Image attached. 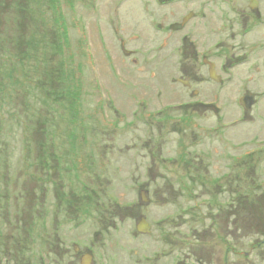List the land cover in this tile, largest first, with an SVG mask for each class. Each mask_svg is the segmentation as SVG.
Wrapping results in <instances>:
<instances>
[{
	"label": "rangeland",
	"instance_id": "374dc122",
	"mask_svg": "<svg viewBox=\"0 0 264 264\" xmlns=\"http://www.w3.org/2000/svg\"><path fill=\"white\" fill-rule=\"evenodd\" d=\"M211 10L209 0H0V42L22 33L32 44L29 60L0 62V264H36L38 237H124L141 253L264 264V59L215 85L200 60L212 62L210 38L196 37L200 59L185 60L175 30L189 13V26L211 24ZM43 63L54 79L72 71L74 90L60 85L78 97L54 80L42 93ZM185 68L202 81L181 86ZM241 89L256 94L249 111Z\"/></svg>",
	"mask_w": 264,
	"mask_h": 264
},
{
	"label": "flooded vegetation",
	"instance_id": "af4514ba",
	"mask_svg": "<svg viewBox=\"0 0 264 264\" xmlns=\"http://www.w3.org/2000/svg\"><path fill=\"white\" fill-rule=\"evenodd\" d=\"M213 15L211 24H208V18L196 19L194 26H189L190 22L195 19L193 13H189L183 19L182 26L175 32L182 33L181 52L185 60H199L198 51L200 48L195 47L193 41L195 38L207 37L211 39L210 45L207 43V50L210 51V58H201V64L206 65L209 70V79L213 85L220 83L223 79V73H227L229 83L238 75L239 68L250 64L251 62L258 67L264 59V0H209ZM206 7V6H205ZM210 14V13H208ZM258 27L262 30L259 42L247 40L249 34ZM172 29V28H171ZM206 29L205 33L203 30ZM186 30V31H185ZM203 32V33H202ZM191 33L192 37L188 41L186 36ZM227 35L228 53L226 66L217 64V59L221 56V50L225 52L226 45L220 42V36ZM206 42V41H202ZM196 43V42H195ZM198 49V50H197ZM258 54V55H257ZM208 57V56H206ZM217 73V69L221 70ZM190 70V71H189ZM210 70L214 72V79L210 76ZM185 79H177V82L185 87L190 88V83L201 82V76L193 68H185ZM217 81H216V80ZM242 90V89H241ZM242 97L245 94H253L248 89L242 90ZM197 93L196 90L193 91ZM215 96V88L212 93ZM241 97V98H242ZM240 98V99H241ZM117 212H124L128 208L116 206ZM141 229H149L146 224ZM138 230V229H137ZM134 239L136 237H129ZM165 244L171 240V237H164ZM162 247V246H160ZM49 252H45L48 251ZM36 264H204L201 257H197L190 251L179 250L170 251L164 249H153L149 252L141 253L138 250L126 249L124 237H53L52 244H44V239L37 238ZM48 253H51L49 256ZM191 258V259H188Z\"/></svg>",
	"mask_w": 264,
	"mask_h": 264
},
{
	"label": "trees",
	"instance_id": "16d2710c",
	"mask_svg": "<svg viewBox=\"0 0 264 264\" xmlns=\"http://www.w3.org/2000/svg\"><path fill=\"white\" fill-rule=\"evenodd\" d=\"M43 1H45V0H43ZM17 6L20 9V11H22L23 13H25V11L28 10L25 7H23L21 4H18ZM46 10H48V9H46ZM43 13H44V11H43ZM58 19H60V16H58L55 19L56 23H58ZM18 22L20 23V20ZM12 37L13 38H11V39H7L6 42L4 41L3 44H2V42H0V44H1L0 45V50H1L0 51V62H1V66H7L11 62V66L14 68L15 67L14 65H16V63H15L16 61H17V63H20V62H22V59H26L29 56H30V58H32V55H28L27 54L28 53L27 52L28 49L32 48V44L27 43V40L25 39L26 35H23L22 33H17V36L12 35ZM45 42H46V40H43L42 47H43V50L44 51H47L48 46H47V43H45ZM58 49H59L60 52H62V54H61L62 55L61 61H59V64H61V63H63L62 58L64 57V54H63V52H64V46H63L62 43H60L58 45ZM14 52L15 53L19 52V53L15 54ZM25 54H26V56H25ZM12 55H15V56H12ZM28 60H29V58H28ZM48 61H49V59L46 60V63L47 64L49 63ZM62 66H64V64L61 65V67ZM42 67H43V70H41V71L43 72V74L45 76V79H46V81L48 83L47 84V87L45 85H42L41 86V89H42L41 92L42 93H44V91H45L47 95L48 94L50 95L51 92L54 91V88H53V84L52 83L55 81L60 86V87L59 86L58 87L55 86V88H56L55 91H57L58 88H59L58 91H60V90L62 91L63 90V93L65 95L69 96V99L78 97L77 95H75V91H70V92L68 91L69 93L66 94L67 88L64 87L65 89H63V87H61V85H60V83H62L63 85H65L68 82V84H70V85H68L67 87H70V88H72L74 90V87H75L74 83H75V80H77V79L75 78V75L74 74H71L72 71H71V73L68 71L67 74H65V72L63 71L64 68L63 69L61 68L62 69L61 70V74H62V72H63V74L62 75L59 74L58 75L59 77L54 79L53 76L55 75V70H54V72L52 71V74H53V76H52V74L48 73L49 71H47V68L46 69L44 68L45 67L44 63L42 65ZM59 73H60V71H59ZM3 76H5L7 78H12V72H9V71H6L5 70L3 72ZM50 86H52V88ZM29 88L30 87L28 86V89ZM27 92H28V94L30 93L29 90ZM39 100L42 101V99L40 98V96H39ZM76 107H75V109L72 108V110H71V112L73 113L72 115L74 117L73 118L74 120H75V118L78 117L77 116L78 115V111H77L78 107L77 108Z\"/></svg>",
	"mask_w": 264,
	"mask_h": 264
},
{
	"label": "water",
	"instance_id": "95a60500",
	"mask_svg": "<svg viewBox=\"0 0 264 264\" xmlns=\"http://www.w3.org/2000/svg\"><path fill=\"white\" fill-rule=\"evenodd\" d=\"M210 76L212 79H214V72L213 70H210ZM216 80V79H215ZM217 81V80H216ZM240 105L243 107V109L245 111H249L252 109V107L255 105L256 101L254 99L253 94L247 93L245 94V96H243L240 100H239ZM138 231L145 233L146 230L141 229L140 227H138Z\"/></svg>",
	"mask_w": 264,
	"mask_h": 264
}]
</instances>
